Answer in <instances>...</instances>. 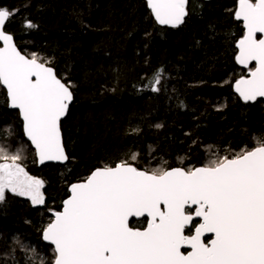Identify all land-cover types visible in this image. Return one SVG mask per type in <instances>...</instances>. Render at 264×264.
<instances>
[{
  "label": "trees",
  "instance_id": "trees-1",
  "mask_svg": "<svg viewBox=\"0 0 264 264\" xmlns=\"http://www.w3.org/2000/svg\"><path fill=\"white\" fill-rule=\"evenodd\" d=\"M237 6L189 0L182 25L160 28L145 0H0L15 12L5 31L20 52L49 61L74 94L61 125L69 161L39 168L0 86V148L21 155L17 162L44 181L45 196L34 207L5 195L0 264H52V248L42 240L50 210H61L69 186L97 167L125 160L148 170L200 167L264 138V102L244 103L234 90L249 71L235 59L244 32ZM161 70L154 92L150 84ZM145 221L130 224L143 228Z\"/></svg>",
  "mask_w": 264,
  "mask_h": 264
},
{
  "label": "snow or ice",
  "instance_id": "snow-or-ice-1",
  "mask_svg": "<svg viewBox=\"0 0 264 264\" xmlns=\"http://www.w3.org/2000/svg\"><path fill=\"white\" fill-rule=\"evenodd\" d=\"M188 2L146 0L155 21L172 28L184 22ZM13 15L0 7V85L39 162H64L61 120L73 100L72 82L58 78L49 61L18 50L5 31ZM234 16L244 28L235 59L249 69L234 90L254 102L264 97V0H238ZM161 76L162 70L154 75L152 91H159ZM21 158L0 148V203L11 192L44 205V181L17 163ZM68 192L42 229L52 264H264V138L200 167L148 170L127 160L97 167ZM132 218H146V226L132 227Z\"/></svg>",
  "mask_w": 264,
  "mask_h": 264
},
{
  "label": "water",
  "instance_id": "water-1",
  "mask_svg": "<svg viewBox=\"0 0 264 264\" xmlns=\"http://www.w3.org/2000/svg\"><path fill=\"white\" fill-rule=\"evenodd\" d=\"M146 1V0H145ZM187 6H188V4H187ZM238 7V6H237ZM149 11H150V9H149ZM151 12V11H150ZM154 18V17H153ZM185 19H186V16H185V18H184V21H185ZM155 20V19H154ZM156 22V21H155ZM239 22H241L242 24H243V21H239ZM8 23V22H7ZM7 23H6V25H7ZM184 23V22H183ZM182 23V24H183ZM156 24L158 25V27H160V28H172V27H170V26H168V25H160V24H158L157 22H156ZM182 24H180V25H182ZM6 25H5V28H6ZM179 25V26H180ZM178 27V26H177ZM257 38H260V34H257ZM14 42H15V40H14ZM16 44V43H15ZM18 48V47H17ZM237 49V48H236ZM19 50V49H18ZM20 51V50H19ZM237 53H238V49H237ZM238 64V63H237ZM238 66H239V68H241V69H243V70H249L248 68H244L242 65H240V64H238ZM255 66V63L253 62L251 65H249V68H252V67H254ZM56 72V71H55ZM247 77H248V74H247ZM246 77V78H247ZM1 86V88L6 92V89L2 86V85H0ZM237 94V96L239 97V95H238V93H236ZM239 99L242 101V102H244L240 97H239ZM257 101H263L264 102V97H258L254 102H252V101H249V102H244V103H247V104H254V103H256ZM73 103H74V94H73V100H72V102H71V104L69 105V109H68V112H67V114H66V116L64 117V118H62V120H61V125H62V122L63 121H65L66 119H67V117H68V114H69V111H70V109H71V107H72V105H73ZM9 107V106H8ZM9 109L11 110V111H15V112H18V114H19V110L18 109H14V108H10L9 107ZM19 117H20V115H19ZM20 120H21V122H22V125H23V121H22V119H21V117H20ZM23 134H24V132H23ZM61 134H62V142H63V145H64V139H63V133H62V129H61ZM24 138H25V140L27 141V143L30 145V147L32 148V150L34 151V153H35V149L31 146V142L30 141H28L27 140V138L25 137V135H24ZM64 149H65V146H64ZM65 153H66V150H65ZM66 155H67V153H66ZM35 157H36V154H35ZM68 157V156H67ZM68 161H69V159H67L66 161H64V162H54V161H45L43 164H41L40 162H39V160H38V158L36 157V162H37V165H38V167L39 168H41V167H44V166H48V165H60V166H65L67 163H68ZM70 194V193H69ZM61 210H62V208H61ZM146 220V218H141L140 220ZM133 220H135V221H140V220H137L136 218H132L131 220H130V223L133 221ZM211 238V234H206L205 235V237H204V239H205V242H207L209 239ZM42 240H43V238H42ZM43 242H44V244H46V245H48V246H50L51 248H52V246L48 243V242H46V241H44L43 240ZM182 251H188L187 249H182Z\"/></svg>",
  "mask_w": 264,
  "mask_h": 264
},
{
  "label": "rangeland",
  "instance_id": "rangeland-1",
  "mask_svg": "<svg viewBox=\"0 0 264 264\" xmlns=\"http://www.w3.org/2000/svg\"><path fill=\"white\" fill-rule=\"evenodd\" d=\"M254 2V1H253ZM70 112V111H69ZM0 162H2V160H0ZM3 162H5V161H3ZM7 162H11L10 160L9 161H7ZM18 163V162H17ZM42 191H43V189H42ZM7 194H12L11 192H6L5 193V195H7ZM12 195H14V194H12ZM17 196V195H16ZM20 198H22V199H26L27 201H29L30 202V200L29 199H27L26 197H22V196H19ZM31 203V202H30ZM32 205V204H31ZM37 206H40V205H37ZM37 206H35V207H37Z\"/></svg>",
  "mask_w": 264,
  "mask_h": 264
}]
</instances>
